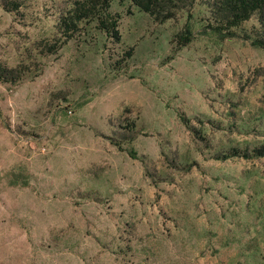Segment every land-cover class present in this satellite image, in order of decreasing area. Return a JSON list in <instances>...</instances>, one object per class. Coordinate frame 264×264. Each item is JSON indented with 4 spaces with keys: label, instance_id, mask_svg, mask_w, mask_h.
<instances>
[{
    "label": "rangeland",
    "instance_id": "rangeland-1",
    "mask_svg": "<svg viewBox=\"0 0 264 264\" xmlns=\"http://www.w3.org/2000/svg\"><path fill=\"white\" fill-rule=\"evenodd\" d=\"M74 1L0 0V65L29 68L0 81V264H264V157L217 159L264 146L258 16L220 40L207 0H113L118 42L87 20L44 54Z\"/></svg>",
    "mask_w": 264,
    "mask_h": 264
},
{
    "label": "trees",
    "instance_id": "trees-1",
    "mask_svg": "<svg viewBox=\"0 0 264 264\" xmlns=\"http://www.w3.org/2000/svg\"><path fill=\"white\" fill-rule=\"evenodd\" d=\"M113 0H77L67 13L61 17L57 25L60 38L54 43L45 45L43 53L56 54L63 45L70 41L80 30V24L83 21L95 20L97 28L103 31L107 37L115 42L120 40L118 31V17L109 12L110 3ZM141 12L148 14L156 23L162 24L175 18L176 14L190 6L195 0H128ZM207 6L210 12V19L204 26V32L216 36L220 40L239 37L234 29L242 23L247 22L252 16L257 15L258 21L264 29V0H207ZM18 4L8 2L4 9L8 12L16 10ZM193 38L190 23L187 21L183 30L175 36L179 46L188 45ZM250 40V45L254 48L264 50V34L250 39L249 36H243ZM131 50L125 54V58L131 57ZM29 68L18 66L16 68H6L0 65V81L3 83H15L19 81ZM183 122H185L182 119ZM118 146V144H115ZM134 159V154L129 152ZM251 157H264V146L255 149L252 154L246 151L240 152L236 149L228 153L217 156L222 161L231 158L249 159Z\"/></svg>",
    "mask_w": 264,
    "mask_h": 264
}]
</instances>
